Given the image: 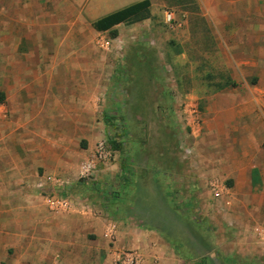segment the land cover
I'll return each mask as SVG.
<instances>
[{
    "label": "crops",
    "instance_id": "1",
    "mask_svg": "<svg viewBox=\"0 0 264 264\" xmlns=\"http://www.w3.org/2000/svg\"><path fill=\"white\" fill-rule=\"evenodd\" d=\"M140 1L143 0H5L0 12V18L4 19L0 25V67H17L9 80L14 83V91L20 94L19 100L31 88L29 83H33L36 91L26 97L28 101L30 98L42 102L49 95L47 105L33 106L31 102L32 106L15 112L47 116L40 125L33 119L22 123L23 132H33L30 142L19 136L15 138L17 143L13 136L9 138L8 132L16 131L17 123L0 122V248L8 264H13V259L18 264H121L131 257L138 258L140 264H186L188 261L196 264L202 260L204 264H223L220 263L222 256L224 264H232L227 263L232 259L242 263L256 258L264 260V149L254 151L255 164L244 160L238 169L228 165L224 170L220 151L215 149L218 155L214 157L213 167L205 156L198 167L212 179L201 180L196 176L192 180L183 169L181 158L173 156V160L177 159L174 165L166 156L169 152L165 155L162 151V157L149 145L139 150L136 146L128 164L121 155L119 162L99 166L94 179L97 190H92L94 196L87 190H75L78 199L75 211L57 214L43 202L40 184L53 175L74 181L81 163L94 155L100 140H106L86 137V148L79 141L71 150L67 139L59 138L52 144L46 139L48 147L43 142V149L35 141L37 135L34 139L37 131L45 129L44 125L56 128L63 123L67 126L64 130L73 132L83 127L86 130L91 124L89 118L81 122V114L84 117L94 111L88 96L91 95L88 78L76 64L77 60L70 58L73 47L69 42H60L61 35H76L86 21L92 28L93 20ZM155 1L151 0V7ZM221 2L227 3L228 8L222 7ZM181 3L195 20L213 17L208 14L212 12L226 11L222 12L226 14L223 18L261 17L263 12L258 8L261 0H181ZM9 42L12 45L6 44ZM61 51L69 53L61 57ZM60 67L68 71L60 74L57 70ZM30 72L33 80L28 81ZM4 79L1 70L0 90L7 94L2 85ZM83 92L84 97H77ZM259 141L262 139L250 138L248 146L259 147ZM221 145L220 141H212L211 146ZM74 150L81 158L73 157ZM72 171L76 173L74 178L68 175ZM224 177H231L232 185L226 187L221 181ZM114 180L119 190H115ZM176 180L180 183L176 184ZM167 190L185 194L210 190L213 207L224 221L218 224L219 229L227 231L228 236L221 234L213 239L202 234L200 226L191 223L185 215L182 217L183 211L168 197ZM127 191L136 194L130 209L138 213V220L123 211L126 209L122 197ZM114 202L119 206L117 211L111 209ZM147 203L152 205L151 210H141V205ZM183 210L187 211V206ZM112 227L115 228L113 237L110 236Z\"/></svg>",
    "mask_w": 264,
    "mask_h": 264
},
{
    "label": "rangeland",
    "instance_id": "2",
    "mask_svg": "<svg viewBox=\"0 0 264 264\" xmlns=\"http://www.w3.org/2000/svg\"><path fill=\"white\" fill-rule=\"evenodd\" d=\"M4 3L5 0H0L1 13ZM181 5V0H156L146 13L120 24L113 31L98 32L86 21L82 28L77 29L78 34L68 37L63 33L60 42L71 44L70 58L77 60L76 64L82 67V73L88 78L91 88L88 96L92 99L94 111L84 117L81 114V122L89 118L92 125H87L86 130L83 127L73 132L65 131L63 123L56 128L44 125L45 129L37 131L39 134L34 136V139L36 135L38 137L35 140L37 145L43 149V142L48 147L46 139L52 144L60 138L67 139L68 147L73 150L79 141L81 147L86 148V137L104 138L116 153L114 164L119 162L121 155L125 156L124 162L128 164L134 157L136 146L139 150L149 145L158 156L163 157L162 151L165 155L169 152L166 156L174 165L175 160L181 158L183 169L192 180L196 176L201 180L212 179L198 167L205 160L204 156L209 157L210 167H213L214 157L218 155L215 149L220 151L223 170L228 165L238 169L244 160L255 164L254 151L264 149L261 147L264 141V0L258 6L263 11L261 17L229 19L222 17L226 15L222 12L226 11L221 10L220 14L208 13L213 17L195 20ZM221 5L228 8L225 2ZM167 13L173 14L172 21L167 20ZM2 22L4 19L0 18V25ZM6 44L9 46L12 42ZM68 53L61 51V57ZM16 69V66L0 67L6 77L2 85L8 91L6 94L0 90V97H4L0 100V107L7 114L3 120L17 123L16 131L8 132L9 138L11 135L15 141L19 136L21 140L28 138L30 142L33 132H23L22 123L33 119L40 125L42 118L47 116L15 112L32 105H47L49 95L46 94L42 102L30 98L28 101L26 97L36 91L33 83L28 82L32 90L28 88L22 95L23 99L19 100L20 94L14 91V83L9 80ZM57 70L64 74L68 68ZM29 74L28 81H31L33 75ZM228 78L237 85L217 90L222 80ZM82 96H85L84 92L77 95ZM250 138L262 139L259 147H249ZM212 141H220L222 145L212 147ZM72 155L75 159L81 158L77 150ZM173 156L177 159L173 160ZM204 164L206 170L207 163ZM68 175L73 177L76 173L72 171ZM221 181L226 187L234 182L231 177L221 178ZM94 182L75 179L74 190H87L94 196L92 190H97ZM179 183L176 180V184ZM112 184L115 190H119L115 180ZM209 191L185 194L180 190H167L166 193L183 211L180 213L182 217L185 215L191 223L200 226L202 234L213 239L221 234L228 236L227 231L224 233L219 229L218 224L224 221L216 213ZM132 192L123 194L126 209L123 211L138 220V213L134 214L130 209V202L136 198ZM141 206V210L150 211L152 205ZM185 206L187 211L183 210ZM117 208L119 206L114 202L111 209L117 211ZM223 259L222 256L220 263L224 264ZM18 262L17 259L12 260L13 264ZM189 262L192 261L186 264ZM227 263L264 264V260L256 258L242 263L232 259ZM0 264H8L1 248Z\"/></svg>",
    "mask_w": 264,
    "mask_h": 264
},
{
    "label": "built area",
    "instance_id": "3",
    "mask_svg": "<svg viewBox=\"0 0 264 264\" xmlns=\"http://www.w3.org/2000/svg\"><path fill=\"white\" fill-rule=\"evenodd\" d=\"M167 20L172 21L173 14L167 13ZM0 107V122L7 117ZM116 153L107 140H100L96 146L93 156L84 160L79 167L77 180L91 182L95 181L99 166L102 164L111 165L116 161ZM87 180V181H86ZM40 191L48 208L57 214H67L77 209L78 199L75 192V180L63 177L61 175L50 176L45 182L40 184ZM217 190V189H216ZM216 193V197H219ZM115 228L110 229V236H114ZM121 264H140L138 258L131 257L124 260Z\"/></svg>",
    "mask_w": 264,
    "mask_h": 264
},
{
    "label": "trees",
    "instance_id": "4",
    "mask_svg": "<svg viewBox=\"0 0 264 264\" xmlns=\"http://www.w3.org/2000/svg\"><path fill=\"white\" fill-rule=\"evenodd\" d=\"M152 6L151 0H143L138 3L132 4L119 11H116L110 15H107L101 19L94 21L93 28L98 32H110L113 31L118 25L129 22L140 15L146 13ZM117 35V34H116ZM237 84L230 78L223 79L221 85L217 90H221L227 86H236ZM0 100H4V97H0ZM196 264H204V261H200Z\"/></svg>",
    "mask_w": 264,
    "mask_h": 264
}]
</instances>
